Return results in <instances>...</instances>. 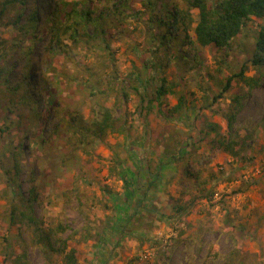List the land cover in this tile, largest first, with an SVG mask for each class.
<instances>
[{
  "label": "rangeland",
  "instance_id": "1",
  "mask_svg": "<svg viewBox=\"0 0 264 264\" xmlns=\"http://www.w3.org/2000/svg\"><path fill=\"white\" fill-rule=\"evenodd\" d=\"M38 2L43 11L40 4L44 0ZM108 4H102L100 10ZM144 6L136 0L128 10V19L114 22L117 28L110 32L109 49L106 42L75 44L71 39L62 45L67 52L60 60L69 77L55 83L56 100L79 110L88 120L100 104L113 107L115 117L127 126L121 134L109 133L107 140L88 149L67 147L66 128H61L63 135L58 137V144L52 143L50 148L47 143L48 151L38 152L45 160L46 171L36 165L39 197L35 209L47 230L68 241L65 252L49 247L45 250V245L32 235L35 227L10 223L8 209L16 189L7 171H15L8 159L9 147H0V264H67L66 254L74 247L80 250L79 264H225L231 253L237 264H264V78L261 87L245 100L234 126L241 137L251 130L255 134L240 159L243 161L214 149L198 132L206 122H217L220 129L224 128L226 121L219 110L231 97L229 92L219 91V82H223V76L239 72L245 63L249 66L246 75L256 72L251 59L259 24L264 21L253 18L227 49L201 48L200 57L208 69L203 74L199 73L201 67L192 73L171 65L167 74L174 92L162 98L171 108L163 115L156 100H151V90L143 101L134 93L129 100L123 96L119 99L117 94L119 87L130 85L127 77L134 69L133 62L144 64L147 77L159 73L151 63L155 60L148 37L150 26L138 14ZM192 15L195 26L198 9L193 8ZM10 34L13 27H0L2 39ZM49 45L46 39L36 44L33 53L44 63V69L55 67ZM194 55L192 49L191 58ZM20 57L16 49L8 59V64L15 65L13 81L19 78L24 63ZM110 71L117 72L120 79L112 80ZM96 72L102 78L96 81L99 75H95L89 80ZM112 82L117 86L111 96L105 97ZM92 84H98L103 93L92 97ZM242 86L235 83L233 88L242 94ZM208 89L218 91L217 100L212 95L205 97ZM182 94L188 100H200L196 115L188 118L186 111L175 114L174 107ZM55 123L46 125L47 140L58 127ZM193 138L198 146L191 157L181 153L178 170L173 156ZM117 151L120 160L115 158ZM65 155L68 164L59 159ZM31 166L29 158L22 163L27 197L25 172ZM124 175L133 180L131 189L124 183ZM128 197L133 198L130 209ZM181 202L187 207L177 212L174 206ZM213 250L217 258H208ZM24 253V260L17 261Z\"/></svg>",
  "mask_w": 264,
  "mask_h": 264
},
{
  "label": "trees",
  "instance_id": "2",
  "mask_svg": "<svg viewBox=\"0 0 264 264\" xmlns=\"http://www.w3.org/2000/svg\"><path fill=\"white\" fill-rule=\"evenodd\" d=\"M135 1L121 0L116 3L114 0H44L40 4L44 9L42 11L38 0H0V27H13V34L9 37L2 39V35L0 36V59H2L0 63L2 64L0 66V147L5 145L9 147L8 159L11 160L15 172H7L11 174L10 183L16 189L15 200L10 203L8 209L9 221L13 226L35 227L32 235L36 242L45 245V250L49 247L54 251L65 252L68 241L55 237L51 229L47 230L44 221L37 216L35 203L39 192L36 165L46 171L43 166L45 160L38 152L48 151L47 143H50V148L52 143L58 144V139L63 135L61 128H66L67 136H64L66 146H76L77 149H88L100 140H107L109 133L121 134L122 130L127 128L120 117H115L113 107L100 104L96 114L88 120L78 113L79 110L56 100L58 95L57 89L54 88L55 83L62 81L63 77H69L60 60V56H64L67 52L62 45L66 43V39H71L75 44L85 42L100 45L106 42L109 49L110 32L117 28L114 22L128 19L130 16L128 10L133 8ZM184 1L185 4L176 0H141L145 9H139L138 14L143 16L150 26L148 37L152 42L155 60L153 62L151 60V63L157 66L159 73L156 76L152 74L147 77L144 64L140 66L133 62L134 69L127 77L130 85L119 87L117 90L119 99L123 96L124 99L129 100L134 93L143 101L147 99L146 94L151 90V100H156L159 111L165 115L171 108L162 98L174 92L173 84L169 82L167 74L171 65L175 64L178 69H185V72H192L195 68L201 67L199 73L203 74L208 69L201 60V48L227 49L253 18L264 21V0H215L212 3L210 0ZM106 2L109 4L100 10L101 5ZM193 8L199 11V19L195 26ZM46 39L51 44L47 48L52 54L54 69H44V63L33 57L36 44ZM16 49H19L20 59L24 60V63L20 66L19 78L13 81L11 75L15 65L8 64V59ZM192 49L195 55L191 58ZM109 55L112 56L113 52L110 51ZM252 55L251 64L256 71L253 75H246L249 66L245 63L239 72L225 75L223 82H219V91L229 92L231 97L230 102L222 108L219 106V111L226 121L224 128L220 129L217 122H206V126L198 131L200 135H203L202 140L207 141L214 149L230 154L240 162L243 161L240 159L244 158L245 151L250 147L249 142L254 139L255 134L251 130L241 137L234 126L245 107V100L253 96L255 90L262 85L264 23L259 24ZM109 73L112 80L120 79L117 72ZM95 75H99L96 81L102 78V75L96 72L91 73L88 79L94 80ZM235 83H243L245 92L241 94L236 91L233 88ZM97 85L92 84L90 88L92 97L103 93ZM115 86H117L115 82H112L110 86L112 88L105 92L104 96H111ZM34 88L37 90L35 91ZM217 92L212 93L208 89L205 97L209 98L212 95L213 99L217 100ZM39 94L42 95V100L39 99ZM199 101L197 98L188 100L182 94L178 98L174 112L181 115L186 111L185 116L192 117L199 110L197 109ZM25 108L28 110L24 111ZM15 119L17 123L14 122ZM54 122L58 127L51 133V139L47 140L46 125ZM197 146L198 140L193 138L184 149H177L173 158L178 170L180 166L177 160L181 153L191 157L193 148L196 149ZM120 155L117 151L115 158L120 160ZM27 158L32 162L31 168L25 172V183L29 184L28 197L25 194L24 180L21 176L22 163ZM59 159L62 163L68 164L67 155L63 158L60 156ZM123 179L126 187H132L131 178L124 175ZM114 199L111 200L114 201ZM126 201L130 209L133 198L128 197ZM187 205L190 206V202ZM117 207L119 208L120 205ZM186 207L184 202L174 206L177 212H184ZM57 245H59L58 249H56ZM25 256L26 253L19 255L16 260H24ZM80 256V250L77 247L72 248L66 254L67 264H79ZM231 256L227 257L225 264H237L232 253ZM209 257L217 258V251L213 250ZM23 264L27 263L24 261Z\"/></svg>",
  "mask_w": 264,
  "mask_h": 264
}]
</instances>
